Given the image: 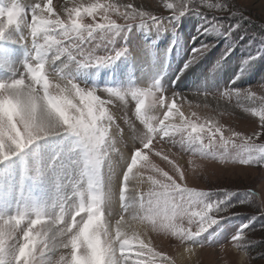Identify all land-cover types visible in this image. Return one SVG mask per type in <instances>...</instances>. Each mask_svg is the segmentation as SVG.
Returning <instances> with one entry per match:
<instances>
[{
	"label": "snow or ice",
	"instance_id": "6c2138e0",
	"mask_svg": "<svg viewBox=\"0 0 264 264\" xmlns=\"http://www.w3.org/2000/svg\"><path fill=\"white\" fill-rule=\"evenodd\" d=\"M208 4L220 7L222 0ZM165 7L172 10L167 18V24L172 27L173 21L187 10H181L173 3H167ZM123 9L121 11V6L115 3L96 0L87 6L74 4L73 7L66 8L67 17L61 18L53 7V0H40L30 7L23 6L17 0L8 8L0 7V39L11 38L7 36L9 30L22 28L23 31L15 42L29 49V59L22 67L23 72L20 69L19 74L12 79L0 81V163L20 155L44 138L69 136L75 138L73 147L68 150L64 159L57 157L60 162L58 165L54 162L53 167L61 170V176L64 175L62 170L65 168L73 165L79 168L78 175L67 176V182L73 191L71 196L59 199L55 214L46 215L37 208L33 215L19 212L0 216V264H157V258L163 264L169 260L163 253L156 251L150 241L146 242L138 237H133L137 244L135 259H131L130 251L126 250L132 249V239L121 230L124 217L121 216L116 222L115 234L104 220V210L116 195L111 152L117 149L115 139L110 136L114 118L106 108L110 101L96 95V88L82 87L65 73L69 64L79 67L107 65L127 53V48H111L104 56L95 55L94 49L86 45L96 40L97 32L103 34L101 40L110 37L108 43L113 44L116 35L133 27L132 22L137 16H147L151 20V26L142 21L139 25L142 28L151 30L154 26L169 30L162 17L141 12L132 4L123 5ZM29 13L30 22L27 19ZM112 13L123 16L126 23L118 24L111 18ZM98 14L102 16V22L96 20ZM85 17H91L93 22L85 23ZM24 29H30V46ZM211 47L212 45L201 44L194 48L181 74ZM57 61H60V66L52 70L56 73L57 81L63 83L49 79L46 65H56ZM236 79H239V75ZM236 79L232 81L233 84ZM104 91L121 99L130 93L137 102L136 114L145 125V132L138 137L141 147L135 150L123 172L119 192L123 211L127 213L138 203L139 212L133 216L134 219L146 220L154 228L168 231L182 241L203 245L198 242V238L226 218L221 213H227L229 207H235L225 206L234 193L227 189L204 191L179 183L174 176L153 164L144 149L151 150L157 137L162 140L169 138L173 145L180 144L194 156L215 159L216 151L222 148L224 151L219 157L222 162L231 160L244 165L264 164V143L256 142L264 136V95L258 97L250 88L242 91L229 87L223 92L225 97L234 95L253 102V106L244 107V111L259 117L261 131L254 130L252 135H244L239 131L226 130L223 125L211 119L197 123L184 118L182 125L165 123L173 115V109L181 117L183 113L174 103L179 94L161 87L159 80L148 88L134 87L126 91L106 88ZM168 91L172 92L173 104L163 120H156L149 113L153 108L167 104L165 93ZM57 108L63 111V115ZM192 115L196 116V113ZM226 131L228 135L225 134ZM176 136H179V140ZM230 148L236 151L235 156L230 154ZM156 155L168 161L178 173L179 180H184V171L175 161L161 152ZM138 162H143V168L150 169L162 179H158L157 175H149L147 180L152 186L148 192H141L138 199L129 200L128 183ZM42 174V169L37 166L34 178H39ZM214 192L226 195L220 199H210ZM248 193L249 196L252 195L251 190ZM25 217H28L27 224L21 227ZM185 217L189 225H196L195 230L177 223ZM248 227L249 224H243L232 236L238 247L246 246L242 242L245 240L244 230ZM61 249L68 250V254H63ZM50 253H57L59 259H50Z\"/></svg>",
	"mask_w": 264,
	"mask_h": 264
},
{
	"label": "rangeland",
	"instance_id": "374dc122",
	"mask_svg": "<svg viewBox=\"0 0 264 264\" xmlns=\"http://www.w3.org/2000/svg\"><path fill=\"white\" fill-rule=\"evenodd\" d=\"M39 2L40 0H24L22 5L30 7ZM95 2L96 0H53V7L61 18H66V8H71L74 4L87 6ZM100 2L115 3L121 6V11L124 10L123 5L132 4L141 12L151 13L153 17H162L169 29L161 30L154 26L151 30L142 28L139 26L142 21L151 26V20L147 16H137L132 22L133 27L124 29L116 35L113 44L108 43L110 37L101 40L103 34L97 32L96 40L86 45L94 49L97 56L106 55L111 48H127L128 51L124 56L107 65L79 67L69 64L65 69V73L82 87L96 88V95L110 101L106 104V108L114 118L110 136L115 139L117 149L111 152L116 195L114 201L105 208L104 213L105 221L115 234L116 222L124 212L118 193L122 186L123 171L126 170L135 150L141 147L138 137L145 132V125L136 114L137 102L130 93L121 99L110 96L104 89L115 88L126 91L138 87L137 82L143 87L147 85L148 88L159 80L161 87L172 89L179 94L175 97V102L179 104L181 108L179 111H182L183 117L173 110L169 121L176 120L181 123L177 125H182L184 118L197 123L211 119L223 125L226 130L239 131L244 135H252L254 130L261 131L259 117L244 111V107L253 106V102L234 95L225 97L223 92L229 87L239 88L242 91L250 88L258 97L264 95V0H222L220 7L208 4L220 0H100ZM167 3H173L181 10L187 9L183 15L173 21V27L167 24V18L172 14V10L165 7ZM0 7H10L9 1L0 0ZM110 15L118 24L126 23L124 17L118 13ZM27 19L31 21L30 13ZM96 20L102 22L101 18ZM244 20L258 30L248 25L243 26L241 21ZM84 22L93 21L92 18L85 17ZM22 31V28L20 30L13 28L7 33L11 38L0 39V81L12 79L19 74L20 69L22 73V67L29 59V49L15 42ZM235 31L246 32V35L240 36ZM29 33L30 29H24V34L29 37L30 46ZM98 44L100 46L96 47ZM201 44L212 47L181 74L185 63L192 55V50ZM161 56L163 57L161 67L155 68L153 79L144 83L139 82L137 76L139 70H145L150 59ZM246 61L250 62L246 64ZM59 66L60 61H57L56 65H46V68L49 79L63 83L57 81L56 73L52 70ZM237 75L239 79H236ZM234 79H236L235 84L232 83ZM165 97L167 104L157 106L149 113L156 120H163L169 105L173 103L171 91L166 92ZM145 103L147 105L148 101ZM193 113H196V116H193ZM225 134L229 133L226 131ZM175 138L179 140V136ZM74 140V137L69 136L47 137L37 141L20 155L0 163V216L15 215L19 212L33 215L34 209L37 208L46 215H53L58 211L56 205L59 199L71 196L73 191L67 182V176L78 175L79 168L75 165L65 168L62 170L64 175L61 176V170L53 167V163L59 164L57 157L65 158L68 150L73 147ZM256 142L264 143V136ZM223 151L222 148L217 150L215 159L202 158L199 155L194 156L191 151L182 148L178 143L173 145L169 138L162 140L160 137L153 141L151 150L144 149L153 164L174 176L179 183L204 191L227 189L233 192L234 195L225 205H235V207H229V211L222 215L226 218L198 238V242L203 243L200 245L191 241H182L168 231L154 228L146 220L134 219L133 216L139 212L137 203L127 213L124 212L130 215L134 224L137 223L134 228L132 226L131 237H128L132 238L134 243V248L130 249L131 259H135L134 249L137 242L133 237H138L150 241L156 251L169 258L163 264H264V227L255 230L252 228L254 220H251V223L245 220L247 216L254 214L262 215L264 219V164L244 165L233 163L231 160L222 162L219 157ZM157 152L167 154L170 160L180 166L184 171L183 181L179 180L178 173L168 161L156 155ZM229 152L232 156L236 155L234 149L230 148ZM142 163L138 162L133 169L134 175L130 177L127 189L129 200L138 199L141 192L147 193L152 186L147 177L157 175L150 169L143 168ZM37 166L42 169L43 174L39 178H34V170ZM105 171L107 172V169ZM157 178L162 179L159 175ZM249 189L254 192L251 196L248 193ZM221 194L226 195L219 192V195ZM240 201L246 202L240 205ZM27 219L28 217H25L21 227L27 224ZM77 219L79 220V217ZM177 223L183 227H192L193 230L196 227L195 224L189 225L187 217L178 220ZM243 224H249L244 230L245 240L242 242L246 246L238 247L232 236ZM121 227L122 232L125 233L127 226L125 230L123 225ZM186 244H189V248L195 253L180 259L179 251ZM60 251L65 255L68 254L66 249ZM48 257L59 259L57 253H50ZM157 264H160L159 258Z\"/></svg>",
	"mask_w": 264,
	"mask_h": 264
},
{
	"label": "bare ground",
	"instance_id": "6f19581e",
	"mask_svg": "<svg viewBox=\"0 0 264 264\" xmlns=\"http://www.w3.org/2000/svg\"><path fill=\"white\" fill-rule=\"evenodd\" d=\"M156 50V49H155ZM155 56V55H154ZM157 56H159V54L157 55ZM150 57V56H149ZM163 57L161 56V58H152V59H150V63H148V62H146V63H148L146 66H147V68L145 69V70H139V72L137 73L138 75V81L139 82H141V83H144L146 80H150L152 77H153V75L155 74V68L157 67V66H160L161 65V62H162V59ZM137 67V66H136ZM141 66H139V68H140ZM144 67V66H143ZM161 67V66H160ZM138 70V69H137ZM51 80V79H50ZM54 80V79H53ZM52 81V80H51ZM145 87H147V85L145 86ZM145 87H143V88H145ZM175 103V106L177 107V105H178V103H176V102H174ZM171 107V106H170ZM179 109V108H178ZM174 110V112H176V110L175 109H173ZM180 110V109H179ZM176 121V120H175ZM122 159V158H121ZM124 160H126V159H124ZM124 172V171H123ZM122 187V186H121ZM120 188V187H119ZM118 188V189H119ZM120 192V191H119ZM118 192V193H119ZM114 201V200H113ZM121 202V201H120ZM122 204V203H121ZM119 206V205H118ZM122 206V205H121ZM138 207H139V205H138ZM132 211V210H131ZM123 217H124V223L122 224L124 227V230H125V227L127 226V231L125 232V234L127 235V237H131L130 236V233H131V229H132V226H133V228L135 227V225L137 226V223L136 224H134V222L130 219V215L129 214H124V212H123V215H122ZM121 217V216H120ZM139 225V224H138ZM122 228V227H121ZM141 229V228H140ZM142 230V229H141ZM138 231L140 232V230L138 229ZM132 239V238H131ZM146 240H147V238H146ZM135 241V240H134ZM147 242V241H146ZM135 244H137V242H135ZM191 246V245H190ZM132 248H134V243H133V247ZM190 248H189V244H186L180 251H179V254L180 255H178V257L181 259V258H184V257H187L188 255L190 256L191 254H194L193 252H192V250H189ZM194 249H195V247H194ZM135 250V249H134ZM130 251V250H129ZM134 253H135V251H134ZM117 255L119 256V251L117 252ZM182 255H184V256H182ZM135 258V257H134ZM192 260H194V259H192Z\"/></svg>",
	"mask_w": 264,
	"mask_h": 264
},
{
	"label": "trees",
	"instance_id": "16d2710c",
	"mask_svg": "<svg viewBox=\"0 0 264 264\" xmlns=\"http://www.w3.org/2000/svg\"><path fill=\"white\" fill-rule=\"evenodd\" d=\"M241 24L244 26H246V25H248V26H251V28L252 29H254V30H256V27L255 26H252V25H250V23L249 22H247L246 20H244V21H241ZM257 30H258V28H257ZM256 30V31H257ZM235 33H238V34H240V36H245L246 34V32H242V33H239V32H237V31H235ZM220 198H223V197H219V198H217V199H220ZM241 204H243V203H240V205ZM236 206H237V203H236ZM222 214H225V213H222ZM247 214H249V213H247ZM262 215H250V216H247L246 218H245V220H246V222L247 221H251V220H254V223H253V225H252V228L253 229H255V230H257V229H259V228H261V227H264V219L261 217ZM250 231H253V230H250ZM263 248V247H262Z\"/></svg>",
	"mask_w": 264,
	"mask_h": 264
},
{
	"label": "clouds",
	"instance_id": "9594fccd",
	"mask_svg": "<svg viewBox=\"0 0 264 264\" xmlns=\"http://www.w3.org/2000/svg\"><path fill=\"white\" fill-rule=\"evenodd\" d=\"M58 112H60L61 115H63V111L59 108L56 109Z\"/></svg>",
	"mask_w": 264,
	"mask_h": 264
}]
</instances>
